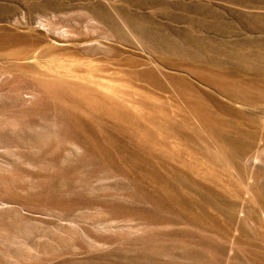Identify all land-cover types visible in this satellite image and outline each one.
Listing matches in <instances>:
<instances>
[{"label": "rangeland", "instance_id": "1", "mask_svg": "<svg viewBox=\"0 0 264 264\" xmlns=\"http://www.w3.org/2000/svg\"><path fill=\"white\" fill-rule=\"evenodd\" d=\"M0 264H264V0H0Z\"/></svg>", "mask_w": 264, "mask_h": 264}, {"label": "bare ground", "instance_id": "2", "mask_svg": "<svg viewBox=\"0 0 264 264\" xmlns=\"http://www.w3.org/2000/svg\"><path fill=\"white\" fill-rule=\"evenodd\" d=\"M87 99L88 98H86V100ZM87 102L89 103V100H87ZM102 103L103 104L97 105L96 103L94 104V103L91 102V103H89V106L92 107V108H96V109H98V108L102 109L103 108V109L109 111L112 114H115L116 113L115 111H112V110H115V109L112 108L113 105H119L120 107H123V108H124V106H127V105H125V103L123 102V100L119 99L118 97H109L108 99H106V102L103 100Z\"/></svg>", "mask_w": 264, "mask_h": 264}]
</instances>
